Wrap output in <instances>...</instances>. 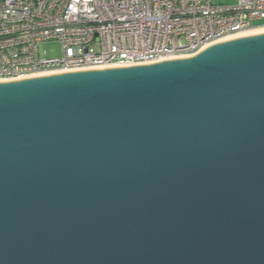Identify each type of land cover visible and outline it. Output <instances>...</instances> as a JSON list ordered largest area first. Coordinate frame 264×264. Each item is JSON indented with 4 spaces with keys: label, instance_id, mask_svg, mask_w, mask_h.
<instances>
[{
    "label": "water",
    "instance_id": "1",
    "mask_svg": "<svg viewBox=\"0 0 264 264\" xmlns=\"http://www.w3.org/2000/svg\"><path fill=\"white\" fill-rule=\"evenodd\" d=\"M0 264H264V32L0 81Z\"/></svg>",
    "mask_w": 264,
    "mask_h": 264
},
{
    "label": "built area",
    "instance_id": "2",
    "mask_svg": "<svg viewBox=\"0 0 264 264\" xmlns=\"http://www.w3.org/2000/svg\"><path fill=\"white\" fill-rule=\"evenodd\" d=\"M263 18L264 0H0V79L191 55Z\"/></svg>",
    "mask_w": 264,
    "mask_h": 264
},
{
    "label": "bare ground",
    "instance_id": "3",
    "mask_svg": "<svg viewBox=\"0 0 264 264\" xmlns=\"http://www.w3.org/2000/svg\"><path fill=\"white\" fill-rule=\"evenodd\" d=\"M262 32H264V26L263 27H258V28H252V29H248V30H244V31L237 32V33L230 34V35H226V36L221 37V38H219V39H217L215 41H212L210 43H207V44L203 45L194 54L200 52L201 50H203L207 46H209L211 44H214V43H217V42H221V41H224V40H227V39H230V38H235V37L244 36V35H250V34H257V33H262ZM194 54H192V55H194ZM188 56H191V55L167 56V57L158 58L157 60H153V61H150V62H144L142 64L154 63V62H158V61H162V60H171V58L188 57ZM139 64H141V63H139ZM121 65L126 66V65H130V64H105V65H98V66H91V67H82V68L69 69V70H66V71H76V70H85V69H102V68H105V67H115V66H121ZM66 71L61 70V71L41 72V73H36V74H33V75H28V76H22V77H18V78H14V79H22V78H28V77H32V76L49 75V74H54V73H62V72H66ZM4 80L5 79H0V81H4Z\"/></svg>",
    "mask_w": 264,
    "mask_h": 264
},
{
    "label": "rangeland",
    "instance_id": "4",
    "mask_svg": "<svg viewBox=\"0 0 264 264\" xmlns=\"http://www.w3.org/2000/svg\"><path fill=\"white\" fill-rule=\"evenodd\" d=\"M254 24H256V25H262V24H264V18L263 19L256 20L254 22ZM44 46L48 49L49 53H51L53 55H59L60 54L59 53V47H58L57 44H55V43H48V44H45Z\"/></svg>",
    "mask_w": 264,
    "mask_h": 264
}]
</instances>
